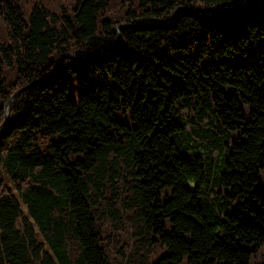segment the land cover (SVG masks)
Masks as SVG:
<instances>
[{
	"label": "trees",
	"instance_id": "trees-1",
	"mask_svg": "<svg viewBox=\"0 0 264 264\" xmlns=\"http://www.w3.org/2000/svg\"><path fill=\"white\" fill-rule=\"evenodd\" d=\"M0 129V264H264V0H0Z\"/></svg>",
	"mask_w": 264,
	"mask_h": 264
},
{
	"label": "rangeland",
	"instance_id": "rangeland-1",
	"mask_svg": "<svg viewBox=\"0 0 264 264\" xmlns=\"http://www.w3.org/2000/svg\"><path fill=\"white\" fill-rule=\"evenodd\" d=\"M15 75H16V70L14 67H12L11 69L10 68L4 69V77H5L6 82L9 83L13 81V79L15 78ZM4 112L7 115V107L6 109H4Z\"/></svg>",
	"mask_w": 264,
	"mask_h": 264
},
{
	"label": "water",
	"instance_id": "water-1",
	"mask_svg": "<svg viewBox=\"0 0 264 264\" xmlns=\"http://www.w3.org/2000/svg\"><path fill=\"white\" fill-rule=\"evenodd\" d=\"M82 56L87 57V56H90V55H88V54H78L77 56L62 55L60 58L57 59L56 62H58L59 60L62 61L65 57L79 58V57H82ZM17 93H19V92H16V94H17ZM14 95H15V94H14ZM12 97H13V96H12ZM10 99H11V98H10ZM9 101H10V100H8V101L6 102V104H5V106H4V109H6V107L8 106ZM6 119H7V115L5 114V121H4L3 125H2V127L5 125ZM2 127H1V129H2ZM1 129H0V130H1Z\"/></svg>",
	"mask_w": 264,
	"mask_h": 264
},
{
	"label": "bare ground",
	"instance_id": "bare-ground-1",
	"mask_svg": "<svg viewBox=\"0 0 264 264\" xmlns=\"http://www.w3.org/2000/svg\"><path fill=\"white\" fill-rule=\"evenodd\" d=\"M64 55H69V56H77V54H70V53H67V54H64ZM65 58H69V59H76V58H70V57H65ZM64 58V59H65ZM15 96L13 95V97L11 96V99H9L10 101L14 98ZM10 101H9V103H10ZM8 103V104H9Z\"/></svg>",
	"mask_w": 264,
	"mask_h": 264
}]
</instances>
